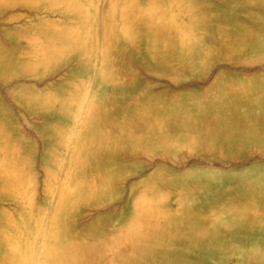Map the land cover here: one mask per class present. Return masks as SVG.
<instances>
[{
	"label": "bare ground",
	"instance_id": "bare-ground-1",
	"mask_svg": "<svg viewBox=\"0 0 264 264\" xmlns=\"http://www.w3.org/2000/svg\"><path fill=\"white\" fill-rule=\"evenodd\" d=\"M0 264H264V0H0Z\"/></svg>",
	"mask_w": 264,
	"mask_h": 264
}]
</instances>
